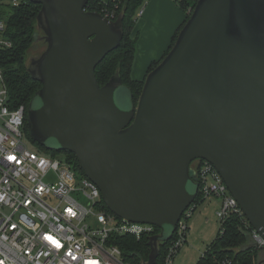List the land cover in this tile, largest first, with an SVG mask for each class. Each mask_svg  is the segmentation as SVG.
<instances>
[{"label":"water","instance_id":"1","mask_svg":"<svg viewBox=\"0 0 264 264\" xmlns=\"http://www.w3.org/2000/svg\"><path fill=\"white\" fill-rule=\"evenodd\" d=\"M30 1L46 45L27 66L41 83L27 133L73 153L111 212L159 229L145 264L197 195L195 159L216 168L264 239V0H196L136 103L117 73L100 86L94 72L120 44L121 16L88 0Z\"/></svg>","mask_w":264,"mask_h":264},{"label":"built area","instance_id":"2","mask_svg":"<svg viewBox=\"0 0 264 264\" xmlns=\"http://www.w3.org/2000/svg\"><path fill=\"white\" fill-rule=\"evenodd\" d=\"M111 1L113 7L100 0L102 15L109 19L120 0ZM18 3L0 0V51L12 45L3 10ZM141 11L140 7L137 16ZM25 117L24 104L12 105L0 63V264H130L123 260L116 241L126 235L151 236L155 226L104 209L93 181L63 157L29 147L24 140ZM197 182L203 200L219 198L215 212L219 223L230 214L238 216L254 244L264 247L263 237L250 226L219 172L205 159L198 162ZM197 204L193 200L182 211L159 264H171L186 241L187 220ZM207 264L234 263L223 258Z\"/></svg>","mask_w":264,"mask_h":264},{"label":"trees","instance_id":"3","mask_svg":"<svg viewBox=\"0 0 264 264\" xmlns=\"http://www.w3.org/2000/svg\"><path fill=\"white\" fill-rule=\"evenodd\" d=\"M101 1L106 2L108 7H113L111 0ZM144 1L145 0H120L117 3L113 19L118 16L122 17V39L120 44L108 52L94 69L97 82L100 86L114 73H117L120 80L129 87L134 103H136L138 99L144 79L134 80L130 76L136 43V34L133 35L132 32L137 17V11ZM195 1L196 0H177L180 8L186 13V19L190 14L189 9L194 6ZM102 6H104V4L100 3V0H88L86 9L95 10L103 14L101 10ZM6 7L8 11L5 13V10H3L2 14L6 22V34L11 40L12 45L0 51V63L3 68L4 79L12 105L17 106L19 104H24L27 109L34 92L41 86V83L32 79L27 71L30 58L32 56L37 57L46 45L42 38L43 33L36 25V15L40 8V4H35L30 0H20V3L17 5ZM184 22L175 32L171 44L164 52L163 56L157 61H152L148 66L147 72L154 68L171 48ZM34 49L36 53L32 54ZM23 130L25 136L34 144L36 149L51 155L63 157L65 161L71 164L73 169L81 175H84L73 153L65 150L48 149L33 141L27 133L26 117ZM199 161L200 159H195L190 163L191 167L196 172V179ZM201 201H203V198L198 188L194 202L200 203ZM102 207L109 210L104 203ZM158 232L159 229L155 227L154 234ZM174 235L175 231H173L169 239L157 243L158 255L155 261L156 264L161 263L165 255L166 247L174 238ZM148 242L149 236H141L139 239H136L126 235L119 237L116 244L121 249L123 260L130 264H145L150 252ZM262 252L264 253V248L257 247L254 244L250 237L249 229L245 227L239 217L230 214L224 222L219 224L216 237L198 258L197 264L217 262L223 258H229L234 264H257L259 254Z\"/></svg>","mask_w":264,"mask_h":264},{"label":"crops","instance_id":"4","mask_svg":"<svg viewBox=\"0 0 264 264\" xmlns=\"http://www.w3.org/2000/svg\"><path fill=\"white\" fill-rule=\"evenodd\" d=\"M141 10L132 32L136 34L130 71L134 80L144 79L150 63L163 56L175 32L186 19V13L177 0H145Z\"/></svg>","mask_w":264,"mask_h":264},{"label":"rangeland","instance_id":"5","mask_svg":"<svg viewBox=\"0 0 264 264\" xmlns=\"http://www.w3.org/2000/svg\"><path fill=\"white\" fill-rule=\"evenodd\" d=\"M7 11L8 8L5 7V13ZM35 53L34 49L32 54ZM24 140L29 147L36 149L26 136ZM219 203L218 197H209L196 205L187 220L186 241L173 254L171 264H197L198 258L208 248L218 232L220 223L215 212ZM262 255H264L263 252L259 254V258Z\"/></svg>","mask_w":264,"mask_h":264},{"label":"flooded vegetation","instance_id":"6","mask_svg":"<svg viewBox=\"0 0 264 264\" xmlns=\"http://www.w3.org/2000/svg\"><path fill=\"white\" fill-rule=\"evenodd\" d=\"M31 58H35L34 56H32ZM30 58V59H31ZM257 264H264V255H262L258 260H257Z\"/></svg>","mask_w":264,"mask_h":264}]
</instances>
